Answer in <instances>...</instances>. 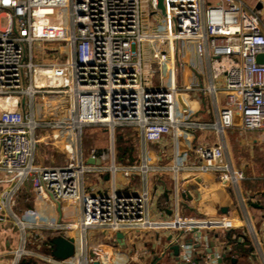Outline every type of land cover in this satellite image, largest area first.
Masks as SVG:
<instances>
[{"label":"built area","instance_id":"2783aa9c","mask_svg":"<svg viewBox=\"0 0 264 264\" xmlns=\"http://www.w3.org/2000/svg\"><path fill=\"white\" fill-rule=\"evenodd\" d=\"M163 4L164 14L158 0H0V215L11 210L29 181L42 207L65 202L76 208L78 218L67 223L37 209L17 218L24 234L79 233L80 252L63 261L49 259L52 264H97L99 255L86 247L93 230L104 231L113 249L131 252L139 249L134 237L169 231L183 264H195L197 254H203L204 264H223L222 255L208 252L207 240L206 252H198L185 235L199 233L204 239L203 231L235 228L232 220L188 218L178 212L172 218H151L148 178L153 168L146 146L161 142L165 134L177 141L180 133L197 129L193 139L199 164L191 169L217 174L225 188L244 180L243 172L226 162L223 144L214 140L235 125L264 130V64L257 62L264 54V22L260 10L244 0ZM37 44H50L43 49L53 57L37 61ZM184 65L204 67L213 80L225 78L226 105L213 123L181 117L177 78ZM195 88L201 87L185 89ZM216 91L214 84L208 88ZM40 98L56 110L46 122L36 117ZM91 126L105 127L113 141L118 128L136 130L142 161L119 165L112 147L110 159L102 157L99 166L87 164V153L94 151L84 143V130ZM41 129L56 150L65 151L64 164L34 165L39 146L48 153L37 133ZM186 168L176 160L169 170L176 180ZM119 174L127 179L140 175L142 191L118 192ZM103 177L113 190L91 193L93 181ZM178 193L177 185L176 199ZM25 246L23 235L17 262L30 255Z\"/></svg>","mask_w":264,"mask_h":264},{"label":"crops","instance_id":"0c3cea01","mask_svg":"<svg viewBox=\"0 0 264 264\" xmlns=\"http://www.w3.org/2000/svg\"><path fill=\"white\" fill-rule=\"evenodd\" d=\"M244 1H247L251 7L260 10L264 22V0ZM47 46L50 47V45ZM190 60L193 59H189V62ZM177 82L189 107L188 115L184 116L181 111V117L196 123H213L226 105L225 78L213 80L204 67L184 65L179 70ZM212 84L217 88L215 94L208 92V88ZM196 85L203 90L201 88L190 91L185 89L187 86ZM36 105L41 106L42 114L46 116V118L38 117L36 114L37 119L41 122H46L52 115L56 114L52 104H47L41 98L36 101ZM237 123L238 120H236ZM190 131L192 134L180 133L177 141L171 135L165 134L161 142L148 143L146 146L149 164L153 168L148 178L151 193L149 204L151 218L155 220L172 218L177 212L188 218H228L236 224L235 228L213 232L203 231L202 235L206 239L205 237L200 239L199 233H187L185 237L194 241L198 252L203 250L206 252L205 242L207 240L208 250L211 249L214 254L222 255L224 259L225 247L228 245L225 239L226 235L229 232H238V241L243 244L244 237L248 238L252 249L246 254L234 253L233 263L241 264L239 258L252 259V257H257L264 264V130H245L239 125H235L226 129L222 136L215 138L216 143H222L224 146L226 162L233 169L244 174V180L232 188H225L215 173L191 169L194 165L199 164V159L194 151L197 140L193 139L197 136L198 130L191 129ZM42 132V129L39 130L38 135L42 136ZM43 140L48 147V153L51 154L45 155V151L39 146L35 153L34 165L42 167L64 164L67 159L66 154L57 152L48 135L44 134ZM90 148L94 152L87 153V159L89 155H92L94 158L100 159L101 164L103 163L102 157L110 159L113 153V148L107 149V151L94 148L93 145ZM114 154L119 165L140 163L144 155L141 138L138 136L134 162H131L130 159L119 161L115 148ZM45 158L50 159L51 162L47 163ZM176 160L182 166L187 167L184 172L178 175L177 181L169 170V167ZM107 163L108 160H104V164ZM177 185L178 199H176ZM142 189L143 181L140 175H133L130 179L121 174L117 176L116 190L118 192L139 193ZM89 190L91 193L109 192L113 190L112 182L107 177L97 178ZM21 201L23 202L20 203ZM10 209L5 214V219L0 220V225H4L6 220L13 221V225L21 235L19 248L23 243V235L25 236V248L30 252V255L23 258L32 260L36 264H52L49 259L55 258L52 255L54 247L51 241L61 235L51 237L50 234L42 230H27L24 234L20 231L17 218H23V214L27 210L37 209L51 219L67 223L78 218V210L65 202H50L46 207H42L32 189L27 190L22 198L18 196ZM247 224L252 226V231L245 227ZM62 236L74 238L75 254L80 252L82 239L78 232L70 231ZM133 242H139V249L133 252L113 249L111 239L104 231L93 230L87 234L86 247L89 254L96 251L99 255L97 264H183L180 259V252L178 255L175 253L174 247L177 245L175 234L172 232L155 231L148 238L134 237ZM228 247L232 251L235 249L234 245ZM108 251L112 254L110 255ZM10 253L11 251H4L0 247V264H9L8 255ZM195 258L196 260L200 258V264H204L203 254H197ZM19 262L20 260L17 262L15 258L13 264H19ZM222 263L227 264L224 260Z\"/></svg>","mask_w":264,"mask_h":264},{"label":"rangeland","instance_id":"374dc122","mask_svg":"<svg viewBox=\"0 0 264 264\" xmlns=\"http://www.w3.org/2000/svg\"><path fill=\"white\" fill-rule=\"evenodd\" d=\"M245 2L247 3V1ZM47 45H50V44H37L35 46L34 51L37 56V61L43 62L44 60H47L48 58L53 57V55L49 54L48 51L44 52L43 48L48 47ZM46 84H49V83L46 82ZM35 110H36V114L38 117L46 118V116L42 114L43 111L40 105L38 106L36 105ZM84 131H85L84 132L85 145H87L88 147H91L93 145L94 148L102 149L103 151H107V149L114 147L116 149L117 156L119 154L120 147L124 148V147L135 146L137 148L138 146V135L136 131L131 127L118 128L115 133L114 141L112 140V137L110 136L109 131L105 127L91 126V127L85 128ZM37 133H39V131ZM120 137H123V140H124L123 142H121ZM44 154L50 155L51 153L44 152ZM45 160L47 161V163L51 162L50 159L45 158ZM32 188H33V184L29 181L28 185L25 186V188L19 192V198H22V196L26 193V191ZM0 233H1L0 234V247L4 251H11V253L8 255V262L9 264H13V261L16 258V252L21 243L20 232L13 225L12 220L10 221L6 220L4 225H0ZM239 259H240L241 264H253V263L262 264L261 261L257 257H252V259H247L246 257L239 258Z\"/></svg>","mask_w":264,"mask_h":264},{"label":"water","instance_id":"95a60500","mask_svg":"<svg viewBox=\"0 0 264 264\" xmlns=\"http://www.w3.org/2000/svg\"><path fill=\"white\" fill-rule=\"evenodd\" d=\"M159 1V7L162 10L163 14L165 13V7L163 4V0H158ZM257 62L259 64H264V54H260L257 56ZM177 101H178V105L181 108V111L183 113L184 116L188 115L189 112V107L187 105V102L185 101V99L183 98L182 93H178L177 94ZM57 152L59 153H65V151L61 148L57 149ZM87 164H93V165H100L101 164V160L98 158H94L92 155L88 156L87 159ZM5 217L0 215V220H4ZM52 244H53V257L58 260V261H63L66 260L72 256H74L75 254V239L74 238H67L65 236H57L55 238L52 239ZM230 245V244H229ZM229 245H227L225 247V251H232L229 249ZM175 253L176 255H178L179 253V247L175 246L174 247ZM213 250L209 249L208 252L211 253ZM222 262V260H221ZM195 264H198V260H195Z\"/></svg>","mask_w":264,"mask_h":264},{"label":"trees","instance_id":"16d2710c","mask_svg":"<svg viewBox=\"0 0 264 264\" xmlns=\"http://www.w3.org/2000/svg\"><path fill=\"white\" fill-rule=\"evenodd\" d=\"M121 142H123V137H120ZM135 146H130V147H120L119 148V154H118V160L119 161H125L127 159H130L131 162H134L136 157H135V153H136V147ZM23 201H21L20 203H22ZM239 233L238 232H229L228 235H226L225 239L226 242H228V245H234L235 249L234 251L230 252L228 250L225 251V255H224V262L227 264H234L232 257L234 255V253H238V254H246L248 253V251L250 249H252L251 247V242L248 238L244 237V242L243 244L240 243L239 240ZM243 237V236H242ZM237 244V245H236ZM198 260V264H200V258L197 259ZM19 264H36V262L32 261V260H26V259H22L20 260ZM238 264V263H235Z\"/></svg>","mask_w":264,"mask_h":264}]
</instances>
